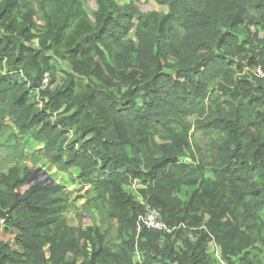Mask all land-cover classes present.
<instances>
[{
  "label": "trees",
  "instance_id": "trees-1",
  "mask_svg": "<svg viewBox=\"0 0 264 264\" xmlns=\"http://www.w3.org/2000/svg\"><path fill=\"white\" fill-rule=\"evenodd\" d=\"M89 1L0 0V116L58 171L78 169L77 215L91 219L71 225L69 192L27 187L34 170L12 165L0 264H215L211 245L227 264H264V79L251 72L264 0ZM197 132L220 139L204 148ZM146 206L174 233L137 230Z\"/></svg>",
  "mask_w": 264,
  "mask_h": 264
},
{
  "label": "rangeland",
  "instance_id": "rangeland-1",
  "mask_svg": "<svg viewBox=\"0 0 264 264\" xmlns=\"http://www.w3.org/2000/svg\"><path fill=\"white\" fill-rule=\"evenodd\" d=\"M119 4H124L131 2L138 7L141 12H146L150 10H156L159 12H165L167 9L164 6L159 5L155 0H116ZM90 9H95L96 5L94 0L89 1ZM130 37H133V34H130ZM61 68H64V62H62ZM57 82H60V79L64 76L62 69L57 71ZM197 142L207 148V145L212 141H217L220 139V135L217 133H208V132H197L195 134ZM12 165H24L31 167L34 170V178L36 181H42L44 179H51L55 183L61 184L70 196V204L68 205L65 217L68 219L71 225H81L86 226L90 222L87 221L86 217H80L77 215L79 208L84 201V199H79L77 196L86 194L88 187L78 185L70 182L68 174L74 176L77 174L76 168L69 169V173H63L58 171L49 161V154L44 149L43 145L39 142L32 140L31 138L22 135L18 132L17 128L14 126L13 122L9 118H2L0 116V172H7L8 168ZM208 177H213L210 171L207 172ZM28 187V185H27ZM137 187H139L138 182H134L132 185H128L125 189L131 194H134L137 197V200H140V197L137 192ZM26 187H22L20 190L23 191ZM194 187L188 186L183 187L179 194V197L182 200L187 199V195ZM96 221H98V216H95ZM82 220H84L82 222ZM209 250L215 257V264H227L220 256L219 249L215 245H211ZM139 258L135 257V261ZM234 261L237 262V259L234 258Z\"/></svg>",
  "mask_w": 264,
  "mask_h": 264
},
{
  "label": "built area",
  "instance_id": "built-area-1",
  "mask_svg": "<svg viewBox=\"0 0 264 264\" xmlns=\"http://www.w3.org/2000/svg\"><path fill=\"white\" fill-rule=\"evenodd\" d=\"M251 72L254 76L264 79V66H256ZM47 83H49V77L45 75L43 78V86H46ZM141 227L153 229L164 234H172L176 228V226L165 223L161 219L159 211L149 206H146L144 214L139 217L136 229L139 230Z\"/></svg>",
  "mask_w": 264,
  "mask_h": 264
},
{
  "label": "water",
  "instance_id": "water-1",
  "mask_svg": "<svg viewBox=\"0 0 264 264\" xmlns=\"http://www.w3.org/2000/svg\"><path fill=\"white\" fill-rule=\"evenodd\" d=\"M34 176V171L32 172V174L30 175V177H29V179H28V183H27V185L28 186H31V185H33V184H35V183H38L39 181H37V182H35V183H33V181H36V179L33 177ZM42 182H44L45 184H53V183H55L53 180H51V179H48V180H46V179H44V180H42ZM82 217H86L87 219V221H91V219L89 218V217H87L86 216V213H83L82 214ZM84 220H82V222H83Z\"/></svg>",
  "mask_w": 264,
  "mask_h": 264
},
{
  "label": "crops",
  "instance_id": "crops-1",
  "mask_svg": "<svg viewBox=\"0 0 264 264\" xmlns=\"http://www.w3.org/2000/svg\"><path fill=\"white\" fill-rule=\"evenodd\" d=\"M77 173H78V170H77ZM76 175V174H75ZM141 185H139V187H140ZM139 187H137V188H139ZM192 187H194V186H192ZM183 188V187H182ZM181 188V189H182ZM192 191V190H191ZM134 195V194H133ZM139 195V194H138ZM134 197L137 199V197L134 195ZM139 197H140V195H139ZM139 201H141V202H143V200H142V198L140 197V200ZM95 216H96V214H95Z\"/></svg>",
  "mask_w": 264,
  "mask_h": 264
}]
</instances>
